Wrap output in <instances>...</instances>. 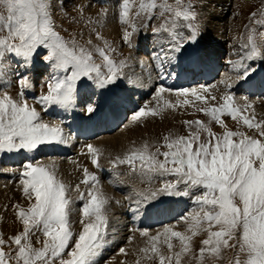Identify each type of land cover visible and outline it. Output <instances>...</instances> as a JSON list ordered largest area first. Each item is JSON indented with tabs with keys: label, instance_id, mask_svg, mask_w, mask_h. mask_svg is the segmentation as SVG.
Instances as JSON below:
<instances>
[{
	"label": "snow or ice",
	"instance_id": "snow-or-ice-1",
	"mask_svg": "<svg viewBox=\"0 0 264 264\" xmlns=\"http://www.w3.org/2000/svg\"><path fill=\"white\" fill-rule=\"evenodd\" d=\"M134 5V17L149 21L162 19L153 31L168 35L169 47L161 49L165 58L175 59V55L168 54L183 53L188 45L196 42L199 29L192 23L197 19V13L191 0H122L119 5L120 22L136 31L137 24L130 19ZM256 24L264 26V20H256ZM182 28L191 30L188 36L181 33ZM96 35L97 39H103L99 33ZM129 35L126 28L123 39L128 41ZM259 35L264 38V33ZM256 36V30L249 29L247 43L242 47L250 51L241 60L230 62L238 73L237 80L250 76L245 60L262 56ZM109 50L115 52L114 48ZM94 54H98L103 63H98ZM34 59L42 60L58 73H63L54 75L47 82V93L36 100L45 106V110L54 105L72 106L78 81L86 78L105 88L114 84L127 66L123 60L117 62L112 59L105 48L93 45L91 39L85 45L75 37L66 39L62 36L56 30L52 0H0V152H33L45 145L66 143L61 124L44 121L35 104H30L26 98L24 90L32 87L30 78L12 68L13 60L28 68ZM10 74L17 76L16 84L21 89L15 97L6 90L11 87L7 79ZM221 83L231 89L232 78L228 77ZM207 90L205 85H200L199 89L181 88L177 95H191L207 104L209 97L200 94ZM166 91L170 89L159 88L157 97ZM221 98L223 103L219 106L198 109L209 117L207 122H184L188 126L187 135L173 136L170 133L164 137L163 144L152 146L144 143L124 158L117 157L113 161L114 164L127 163L133 172L148 179L157 175L175 177L174 181L164 183L163 187L148 195L141 193L138 205L154 200L158 195H188L187 191L180 190L181 185L199 192L194 198L196 207L182 217L188 223L186 232L165 226L162 232L150 237V247L141 249L147 259L158 258L159 264H181L185 256L189 257V264L192 259L197 264H205L206 258H221L224 248L237 249L230 264H264V120H257L254 114H245L252 105L237 104L230 91ZM210 99L215 101L217 97L213 95ZM164 103L168 107L176 106L169 101ZM182 103L190 101L185 99ZM94 111V106L87 107L88 113ZM150 114H158L157 109L145 111L141 108L132 120L138 121ZM224 115L254 130L253 134L229 129L222 119ZM213 122L224 131L214 132ZM87 147L93 164L99 167L98 153L101 149L92 145ZM152 147L155 151L151 150ZM162 147L167 150L161 151ZM84 175L81 183L89 185L91 181L92 184L87 194L80 191L79 184L75 185L76 199L84 201L79 220L82 230L75 232L73 186L59 175L55 161L24 165L20 184L23 195L31 203L27 208L15 205L17 218L23 225L22 231L7 241L0 233V264H97V258L107 243L110 198L97 187L99 180L95 175L88 173L87 169H84ZM201 232L206 233L207 238L201 241L197 254L192 240ZM37 233L44 238L42 241L37 239L39 247L34 246L32 240ZM142 234L148 236L147 230ZM174 239L179 242L176 251H173ZM232 241L234 243H230ZM161 244L168 249V255L161 250ZM12 245H15L14 249ZM5 246L10 251L6 252ZM120 251L124 253L125 249Z\"/></svg>",
	"mask_w": 264,
	"mask_h": 264
},
{
	"label": "rangeland",
	"instance_id": "rangeland-1",
	"mask_svg": "<svg viewBox=\"0 0 264 264\" xmlns=\"http://www.w3.org/2000/svg\"><path fill=\"white\" fill-rule=\"evenodd\" d=\"M210 1L211 0H207V2L206 0H191V3L195 6L194 11L197 13V19L192 22L193 24L197 25L199 29L197 40L194 44L188 45L187 51L178 54V56L182 59H192L195 57V55L200 56L204 54L205 57L208 54L206 48L210 46L209 41L206 40L207 32L210 28H213L214 24H219V28H224L222 31L224 33L223 36L225 37L222 38L223 48L221 49L222 54L220 55L221 61H219V68L223 67V69L220 72L219 78H217V80L210 86H206L208 90L206 92H200L201 95L209 97L207 104L203 101L196 100L194 96H181L183 99L190 101V103H182L181 105L184 107H181L179 104L176 105L175 108L172 107V109L171 107L165 106L164 102L169 101L167 98L169 96L168 94H177L178 92L170 90L157 97L156 95L159 88L163 87L167 89L166 87L161 86V83L155 84L152 88H150L145 96L139 95L140 97H138L136 95V97L133 98L135 101L129 103L131 107H122L121 102L118 104L115 102V99L123 100L122 95H119L118 93L121 88L125 89L130 87V89H132L130 85L134 81L125 84L126 81H124V79L126 78L125 73L127 68H130L131 66H135V68L138 67L134 64V61L136 60L135 58L145 55L148 63L149 61L151 63L150 69L152 66L153 69L156 68V72L161 71L159 76H161L163 72H165V75H168L166 71L167 67L163 69L162 65H164L165 62L163 64L162 58L167 61L169 59L165 58L161 53L162 48L167 50L169 47L168 35L167 33H155L153 31L154 28L158 27L159 24L162 23V19L154 18L149 21L143 17H134V13L136 11V6L134 5L132 12L130 13V19L135 20V23L137 24V30L133 31L131 27L121 24L120 22L119 5L122 0H52L53 19L55 21L56 30L59 31L62 36H64L66 39L75 37L79 43L85 45H87V41L91 39L93 45H98L99 47L105 48L112 59L117 62L123 60L126 62L127 66L123 68V75L118 78L114 84L108 85L105 88L98 87L94 81L87 80L86 78L78 81L75 93V101L72 106L65 108L54 105L48 106L45 110V106L36 103V100L40 95L47 93V82L52 79L54 75H63V73H58V70L39 59H34L31 66L28 68L22 67L15 62V60H18L19 58H15V60L12 61V68L18 69L21 74L27 75L32 82V87L24 90L25 96L29 103L35 104L37 111L41 113L44 121L61 124L63 129L66 130V143H54L51 145L42 146L46 148V151L40 153L34 158L30 157V152L26 150L19 152L13 151L19 154L22 153L21 157L19 159L11 158L10 161H8L6 158L8 157V154L12 152H0V173L2 172L0 174V190L1 192L2 190L6 191V197L5 195L0 197V233H3V237L6 241L9 240V237L17 235L23 229L22 223L17 218L16 213L18 210L15 208V205H20L21 207L27 208L31 203L23 195V186L19 184L21 173L24 170V165L35 162L44 163V161L45 164H47V160L55 159L61 165H68V163H71V165H69L71 168L70 171H74L73 173L76 172V175H73V191L71 193L75 200L73 205V213L76 216V221H74L73 224L75 232L82 230V225L79 223V220L81 218L80 209L84 203V201L76 199L78 193L75 191V185L79 184L80 191L87 194V191L92 184L91 181L89 182V185L81 183V181L85 178L84 169H87L88 173L95 175L98 178L99 185H97V187L99 188L100 185H105L106 182L113 178L114 180L121 179L122 183H124L123 186L128 190L124 194H120L121 196L107 195V197L110 198V203L108 205L109 229L108 236L106 237L107 243L102 250L101 255L97 258V264H137V261H139V264H159L158 258L153 256L152 259H147L146 254L141 252V249L150 247L148 244L150 237L157 235L158 232H162L165 226H172L175 231L186 232L188 223H186L182 217L188 215L196 207L194 198L195 194H199V192L196 189H189L184 185H181L180 190L187 191L188 195H158L154 200L138 205L137 201L142 199V196L140 195L141 193L148 195L150 192L156 191L157 189L163 187L164 183L168 181H174L175 177L157 175L151 179H148L142 177L138 172H133L131 166L127 163L114 164L113 161H115L117 157L124 158L128 153H130L132 149L140 148L144 143H148L152 146L163 144L164 137L170 133L173 136L187 135L188 126L184 122L196 120L207 122L209 117L203 112H200L198 109L213 105L219 106V104L223 103L221 97L226 91H230L234 94L235 101L239 105L257 102L260 104V106L264 107V97L259 99H257L256 96L250 95L246 97L242 96L240 93L235 94L236 92L234 91V89L238 87L244 80L250 79L252 77H255L256 79L260 72L264 71V38L259 35V33H264V26L256 24V20H264V15H262V13H264V0H254V2H249L251 8L247 10L241 21L238 20L241 18L240 10L243 8L242 0H227L228 2L225 0L223 8L224 11L222 15L223 22L219 20L217 22L214 21L212 23V27L211 24H209L210 19L207 17L210 11ZM212 1L216 2V0ZM169 2H172V0H169ZM213 4L216 7L215 9H218L219 12L222 10L221 6H217L215 3ZM207 9L209 11H207ZM253 13H256L255 17L253 16ZM89 21H91V23ZM110 25H113L112 27L117 29L116 35L114 37L115 40L105 35V33H107L106 31H110L107 29ZM126 28L130 33L128 41L123 39ZM249 29L256 30V39L257 43L261 45L262 56L251 60H245V64H247L250 69V76L244 80H237L235 78L238 73L234 70L233 64L230 62L241 60L250 51L249 48L242 47L243 44L247 43ZM232 30H235V32H232ZM180 31L186 37L191 30L182 28ZM97 33H99L101 37L103 36L104 39H97ZM219 35H221V31L219 32ZM105 41L108 42L107 45H105ZM205 42L208 44V46H206ZM145 45L148 47L146 50H144ZM109 48H114L115 52L110 51ZM158 54H160L159 58ZM94 56L98 63H103L102 58H100L98 54H94ZM161 67L163 70H160ZM102 70L106 71V69ZM153 76L155 77L154 74ZM158 77L155 78L158 79ZM228 77L232 78L231 89H227L225 84L221 83V81L226 80ZM7 79L11 82V87L6 90L15 97L17 93L21 91L19 86L16 84L17 76L10 74ZM212 85H215V87H211ZM134 90L136 89L134 88ZM130 93L128 92V95H130ZM213 95L217 97L215 101L210 99V97ZM89 105L94 106V112H87V107ZM107 108L111 110H108V115L104 117L106 124L102 123L103 121L101 120V125H99L100 131L94 132L91 129L92 134L99 136H96V139H100L105 136L114 137L124 132L128 133L134 128L133 125L137 126L138 131H141L142 135L138 138L139 140L134 138L131 139V142L128 141L126 146L119 148V151L117 150L118 152L113 150L111 152L104 151L103 153H98L99 167H97L95 164H93L92 154L89 152L87 147L88 145H91V143L96 139H88L87 141L84 140V143L81 142L80 139L72 137V135L79 137V132L76 130V127H82V125L86 124V122H91V120L98 118L106 111ZM141 108H144L145 111L155 108L157 109L158 114H150L141 117L138 121L134 122L132 117ZM171 109L175 111H172ZM251 109L252 107L249 108L245 114H250L249 112ZM164 111L166 113H163ZM120 113L123 115L125 114L126 119L123 120V123L120 124L114 132L109 134V132H106L104 128L111 125L110 122L113 121L114 118ZM174 113L177 114L175 115ZM171 115L173 117H170ZM68 116H70V118H68ZM164 117L168 118L166 119ZM255 117L257 120L264 119L261 117V119H259L258 116ZM222 119L229 129H240L242 131L248 132L249 135L253 134L254 130H249L246 127H243L240 123L234 121L228 115H224ZM118 124L119 123H117L115 126ZM149 124L150 126L153 125L154 127L152 126L150 129H148ZM211 127L212 130L218 134L224 131V129L215 122L211 124ZM68 129L70 131L69 134ZM126 130L128 131L126 132ZM38 150L39 149L33 152ZM151 150L155 151V147H152ZM166 150V148H161V151ZM161 159H163V157H161ZM62 162H64V164ZM74 166L77 168L73 169ZM16 184H19V188L16 189L17 191L14 190L15 188L13 189L14 185ZM100 189L102 190V188ZM105 191L103 190V193ZM129 194L131 196H128ZM118 224L120 227H117ZM144 230H147L148 236H144L142 234ZM38 238L40 241L44 239L40 233H37L36 236H33V244L37 247L40 246L39 243H37ZM129 238H131V241ZM205 238H207V234L204 232H201L193 238L192 247L194 252L197 254L199 248L201 247V241ZM230 243H234V241ZM173 244L175 245L173 251L178 250L179 242L174 239ZM160 247L164 254L168 255V249L166 246L161 244ZM12 248L14 249L15 245H12ZM122 248L125 249L124 253H121L120 251ZM4 250L6 252L10 251L7 246H5ZM236 252L237 249L224 248L221 253V258H206L205 264H230V261H234ZM241 259H243V256H241ZM181 264H189V257L185 256L182 259ZM191 264H197L196 260L192 259Z\"/></svg>",
	"mask_w": 264,
	"mask_h": 264
},
{
	"label": "bare ground",
	"instance_id": "bare-ground-1",
	"mask_svg": "<svg viewBox=\"0 0 264 264\" xmlns=\"http://www.w3.org/2000/svg\"><path fill=\"white\" fill-rule=\"evenodd\" d=\"M207 2V0H206ZM211 2V5L209 6L210 7V11L207 9V11H209V15L207 16L209 19H210V22L209 24H211V27H212V23L215 21L217 22L218 20L219 21H222V15H223V11H224V4H225V0H216V2H213L212 0L210 1ZM226 2H228L226 0ZM240 2V1H238ZM249 2H254V0H242V9L240 10L241 11V18L240 20L238 21H241V19L245 16L247 10H249V8H251V5L249 4ZM217 4V6H221L222 10H220V12L218 11V9H215L216 7L214 6V4ZM213 4V5H212ZM239 4V3H238ZM241 5V4H240ZM208 6V5H207ZM206 11V10H205ZM214 11V12H213ZM213 12V13H212ZM110 21V20H109ZM112 22V21H111ZM223 22V21H222ZM107 23V22H106ZM219 24H214L213 28H210L207 32V37H206V40L209 41V47L206 48L207 49V52L208 54L204 57V54H202L201 56H199L197 59H195L193 62H192V66H190V70H189V73L187 75L184 74V69L183 67L187 64V62L185 63L184 59L186 60L187 58H184L182 59L181 57L178 56V54H169V55H175V59H172V60H165L162 58V62L164 65L163 66V69L167 67V74L168 75H165V72H163L160 75L161 71H158L156 72L155 69L152 68L151 66V69H150V61L148 63L147 59L145 58V55L142 57H137L135 58L134 60V64L138 67L135 68V66H131L130 68H127L126 69V78L124 79V81H126L125 84L131 82V81H134L130 86L132 89L129 88H125V89H120L118 91L119 95H122V99H115V102L118 104L121 102L122 104V107H131V105H129L130 102L132 101H135V99H133L134 97H136V95L138 97H140L139 95H144L149 91L150 88H152L155 84H159L161 82H164V81H168V82H171L173 81V76L175 75V78L178 74L182 73V76H181V80L182 79H187L188 81H196V80H199V79H207L209 77H213L217 71L219 70V66H220V55L222 54V51L221 49L223 48V43H222V38H225L223 36V29L219 28L218 27ZM113 25H110L108 26V30L112 31H106L107 33H105V35H107V37L109 38H112L114 39L115 35H116V32H117V29L113 28L112 27ZM118 27V26H117ZM105 31V30H104ZM221 31V35H219V32ZM103 32V31H102ZM101 32V33H102ZM232 32H235V30H232ZM104 35V37H105ZM103 37V36H102ZM106 37V38H107ZM104 39V38H103ZM115 40V39H114ZM206 43V42H205ZM154 44V43H153ZM153 46V45H152ZM156 46V45H155ZM206 46H208V44L206 43ZM146 50L147 45H145L144 47ZM154 49V48H153ZM145 52V51H144ZM206 54V53H205ZM140 55V54H139ZM182 56V55H181ZM264 58V57H263ZM190 61V60H189ZM188 61V62H189ZM218 61V63H217ZM227 64V63H225ZM134 67V68H133ZM158 67V65H157ZM140 69V70H139ZM159 69V68H158ZM162 67L160 70H163ZM155 71V72H154ZM153 74L155 75V77H158V79H156ZM160 79V80H159ZM246 81V80H244ZM243 81V82H244ZM242 82V83H243ZM245 86H248V91L250 93H255V94H264V90L263 89H260V90H257V87H263L264 88V71L260 72L259 76L253 81V83L251 82H245L244 83ZM256 86V88H255ZM136 90H134V88ZM254 87V88H253ZM199 89V88H198ZM133 90V92H132ZM128 92L130 93V95H128ZM169 95V96H168ZM167 98L169 99V102L171 104H174V105H181L182 102L185 100L183 99L181 96H178L176 93H170L168 94ZM157 96V95H156ZM191 96V95H189ZM264 96V95H263ZM142 97V96H141ZM147 98V97H146ZM153 100V99H152ZM184 104V103H183ZM252 106V109L251 111L249 112L250 114H254L255 116H258L259 119H263L264 118V107L260 106L259 103L257 102H253L251 103ZM263 105V104H262ZM183 105H181L182 107ZM180 107V106H178ZM184 107V106H183ZM172 108V107H171ZM175 108V107H174ZM173 109V108H172ZM171 109V110H172ZM178 109V108H177ZM181 109V108H180ZM170 110V109H169ZM179 110V109H178ZM172 111H175V110H172ZM181 111V110H180ZM178 112V111H177ZM107 113V112H106ZM163 113H166L165 111ZM175 114V113H174ZM177 114V113H176ZM175 114V115H176ZM166 116V115H164ZM168 116V115H167ZM67 117V115H66ZM105 117V116H104ZM104 117H101L100 120L96 121V124H98L99 122H101V120L103 121L102 123L106 124V120L104 119ZM123 117V114L120 113L118 116H116L114 118L113 121L110 122L111 125H109L108 127L106 126L104 128V130L106 132L109 131V133H112L115 125L117 123H119L121 121ZM154 117V116H153ZM152 117V119H153ZM170 117H173L172 115ZM261 117V118H260ZM68 118H70V116H68ZM151 118V117H150ZM166 118V117H164ZM168 118V117H167ZM166 118V119H167ZM178 118V117H177ZM181 118V116H180ZM170 119V118H169ZM163 120V119H162ZM173 120V119H172ZM178 120V119H177ZM180 120V119H179ZM264 120V119H263ZM154 121V120H153ZM165 121V120H164ZM174 121V120H173ZM136 122V121H134ZM151 122V121H150ZM169 122V121H168ZM179 122V121H178ZM153 123V122H152ZM130 124V123H129ZM148 124V123H147ZM155 124V123H154ZM157 124V123H156ZM172 124V123H171ZM176 124V123H175ZM169 125V124H168ZM174 125V124H173ZM130 126V125H129ZM132 126V125H131ZM153 125L150 126L149 124V128L152 127ZM133 129L130 130L128 133H122L118 136H105L103 138H100V139H96L94 140V142L91 143V145L95 148H98V149H101V153H103L104 151H113V150H116V152L119 151V148L121 147H124L126 146V144H128V141L131 142V139H134V138H139L141 135H142V132L141 131H138V128L136 125H133ZM148 127V126H147ZM154 127V126H153ZM158 127V126H156ZM155 127V128H156ZM162 127V126H161ZM147 129V128H146ZM154 129V128H153ZM158 129V128H157ZM92 130L94 132H98L100 131V128H99V125L98 126H95L92 128ZM140 130V129H139ZM128 130H126L127 132ZM147 132V130H146ZM145 132V133H146ZM158 132V131H157ZM70 133V131L68 130V134ZM144 133V132H143ZM64 134H66V130L64 129ZM147 134V133H146ZM136 139V140H137ZM139 140V139H138ZM145 140V139H144ZM134 141V140H132ZM142 141V140H141ZM140 141V142H141ZM142 143V142H141ZM131 144V143H130ZM137 144V143H136ZM135 144V145H136ZM140 144V143H138ZM133 145V144H132ZM128 146V145H127ZM137 146V145H136ZM118 150V151H117ZM46 151V148L45 147H42L41 149H39L38 151L36 152H30V157L34 158L36 156H38L40 153H43ZM121 151V150H120ZM21 154L22 153H16V152H12L10 154H8V157L6 158V160L10 161L11 158H14V159H19L21 157ZM115 154V152H114ZM55 161L57 167H58V170H59V175L62 177V179L72 185L73 184V181H74V176L76 175L75 173H73L74 171H70V166L71 163L68 165H61L59 162H57L55 159L53 160H47L46 162L48 163H51ZM61 161V160H60ZM45 163V161H44ZM64 164V162H62ZM77 168V167H76ZM75 166L73 169H76ZM72 169V170H73ZM2 173V172H1ZM0 173V174H1ZM5 174V173H4ZM75 174V175H74ZM74 175V176H73ZM4 176V175H2ZM6 176V175H5ZM4 178V177H3ZM4 184V183H3ZM9 184V183H7ZM20 184V183H19ZM19 184H16L14 185L13 189L16 190L19 188ZM124 183H122V180L120 179H113L111 178L108 182L105 183V185L103 184L102 186L100 185V188H102V191L104 190H107L105 191L104 193H108V194H105L106 196H121L120 194H124L126 191H128L124 186H123ZM1 186V185H0ZM8 186H12V185H8ZM104 186V187H103ZM8 190V189H6ZM12 191V190H11ZM17 191V190H16ZM19 191V190H18ZM1 192V190H0ZM4 192V193H3ZM5 192L6 191H3L0 193V197H2L3 195H5ZM17 194V193H16ZM127 196V195H126ZM128 196H131L130 194ZM6 197V195H5ZM19 197V196H18ZM17 198V197H16ZM3 199V198H2ZM10 199V198H8ZM19 199V198H18ZM24 200V199H23ZM1 201V200H0ZM1 203V202H0ZM4 203V202H3ZM125 208V207H124ZM127 208V207H126ZM124 213V212H123ZM122 214V213H121ZM124 215V214H123ZM117 218V217H116ZM115 219V218H114ZM72 220L73 221H76V216L75 214L73 213L72 214ZM113 222V221H112ZM3 223V222H2ZM116 223V222H115ZM118 223V222H117ZM122 224V223H121ZM129 224V223H128ZM126 225V224H125ZM115 226V225H114ZM117 227H120L119 224ZM125 229V228H124ZM120 232H123V231H120ZM126 234V233H125ZM139 254V253H138Z\"/></svg>",
	"mask_w": 264,
	"mask_h": 264
}]
</instances>
